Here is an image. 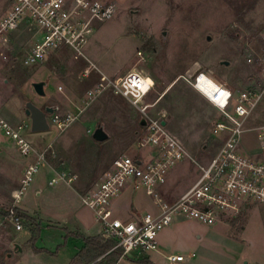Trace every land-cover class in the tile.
Listing matches in <instances>:
<instances>
[{
    "label": "rangeland",
    "instance_id": "1",
    "mask_svg": "<svg viewBox=\"0 0 264 264\" xmlns=\"http://www.w3.org/2000/svg\"><path fill=\"white\" fill-rule=\"evenodd\" d=\"M112 1L116 4L114 15L105 22L95 23L85 48L90 64L74 60L72 51L63 48L43 63L26 67L23 61L34 41L25 27L8 45L0 48V211L6 215L13 207L10 191L20 189L25 168L36 163L39 155H44V163L23 198L38 209L32 218L40 226L34 246L51 252H44L36 261L24 253H13L8 264L20 259H25L23 264H67L74 251L73 244L79 246L82 242L78 234L69 235L64 229H72V209H82V214L91 219L92 234L100 231L101 226L94 221L92 211L70 188L84 194L114 159L136 156L142 135L136 109L109 89L98 88L102 75L109 79L128 72L148 76L154 86L146 102L157 101L152 115L164 117L166 128L200 163L208 161L216 150L218 143L211 134V126L218 113L183 77L188 78L195 71L204 72L232 91L260 89L264 85V0ZM7 2L0 0V18L8 8ZM88 67L87 78L79 80ZM38 82L46 84L44 97L36 95L32 88V84ZM27 102L42 110L53 109L47 115L48 131H31L30 119L24 113ZM3 125L32 147L29 156L20 154L18 143L5 135ZM261 125H264V97L249 127ZM98 127L108 135L105 141L92 139ZM252 136L245 135L242 142L246 147L257 148L258 143ZM21 162H27L26 166L17 172L15 167ZM181 170L180 179L189 184L187 180L196 172L194 166ZM55 174H65L64 181L48 185ZM17 175L19 185H15ZM38 187L41 197L34 194ZM20 224L22 231L18 233L17 243L27 237L25 230L30 236L34 230L22 218ZM175 224L183 233L171 237V245L176 246L166 253L157 244L147 255L155 250L165 256L194 252L191 261L202 264L199 249L204 248L209 262L232 255L243 259L244 263L249 259L264 262V203H244L237 214L221 216L212 225L193 219L175 221L157 234V243L160 233ZM12 233H15L14 225L2 217L0 264L6 262L10 252L16 251L14 240L10 239ZM97 239L103 240L101 236ZM243 239L250 242V246ZM189 245L194 246L192 250ZM24 247L32 250L30 243ZM103 257L90 264H116L122 258L108 256L103 260ZM143 261H146L145 254L134 256L131 253L118 264H143ZM72 264L86 263L75 260ZM163 264L178 263L165 261Z\"/></svg>",
    "mask_w": 264,
    "mask_h": 264
},
{
    "label": "built area",
    "instance_id": "2",
    "mask_svg": "<svg viewBox=\"0 0 264 264\" xmlns=\"http://www.w3.org/2000/svg\"><path fill=\"white\" fill-rule=\"evenodd\" d=\"M7 1L8 8L0 18V48L8 45L25 27L34 41L23 61L26 67L43 63L63 48L71 50L75 60L89 62L84 51L95 23L109 20L116 11L112 0ZM89 71L90 67L78 79L83 81ZM183 79L218 113L211 126V134L218 144L205 163L190 156L183 143L166 128L164 117L152 115L157 101L146 102L154 84L149 83L145 75L128 72L116 79L104 75L100 78L98 88L109 89L128 101L136 109L139 123L141 120L145 123L141 126L142 135L137 144L139 154L116 158L110 169L81 197L82 204L92 211L96 223L101 226V238L112 241L109 252L121 250V257L131 253L146 254L156 249L157 234L177 220L193 219L212 225L221 216L237 214L244 203H264V125L249 127L254 111L264 97V85L260 89L232 91L198 71ZM3 128L5 135L18 143L20 154L29 156L32 147L6 125ZM245 135H253L258 147H246L242 142ZM144 150L146 157L141 156ZM185 160L196 167V179L176 201H163L160 188L171 170ZM43 163L44 155L41 154L36 163L25 168L20 189L13 194L14 205L5 217L16 231L22 229L17 205ZM64 178L65 174H55L48 185L64 181ZM128 185L144 190L155 199L158 213H146L130 222L114 218L111 203ZM167 260L180 263L184 257L170 256Z\"/></svg>",
    "mask_w": 264,
    "mask_h": 264
},
{
    "label": "crops",
    "instance_id": "3",
    "mask_svg": "<svg viewBox=\"0 0 264 264\" xmlns=\"http://www.w3.org/2000/svg\"><path fill=\"white\" fill-rule=\"evenodd\" d=\"M138 122H139V119H138ZM136 150H138V148ZM137 153L139 154V151ZM141 156L146 157L147 151L146 150L142 151ZM113 161L111 162L109 167L105 171H103L100 174V176L91 184L90 188L93 187V185L99 181V179L101 178V176L103 175L104 172H106L108 169H110ZM26 163L27 162H21L20 164L18 163L17 166L15 167L16 171L19 172V171L23 170L24 167L26 166ZM190 165L194 166L189 161L185 160V161L179 163L175 168H173L171 170V172L168 175L166 183L160 188V195H161V199L163 201H166V202L176 201L191 186V184L193 183V181L196 179V176H197V169L195 166H194V171H196V172H195L194 177L187 180V183H189V184L183 183L182 179H180L181 178L180 173L182 172L181 169H183L184 167L189 168ZM1 167H2V165H1ZM2 169H4V167H2ZM5 169H8V168H5ZM47 171H49V170H46V172ZM47 173L53 174L54 172L49 171ZM52 177L53 176H51L50 179ZM16 178L18 181H17V183H15V185H19L18 182L20 180V177L18 178V175H17ZM65 186L68 187L70 185H66V183H65ZM16 188L17 187H15V189ZM70 190H71L70 192H74V194L81 200V197L89 189H87L84 194H81V192L77 188H74V187L70 188ZM15 191H17V190H15ZM15 191L14 190L10 191L11 198L13 197V194L15 193ZM34 192H35L34 193L35 196L41 197L42 193H41L39 187L36 188L34 190ZM25 194H26V191H25ZM21 201L22 202H20L17 205V209L22 211L28 217L34 218L35 216L33 214H35L36 211H38V209L33 207L27 200H24V198H22ZM158 211H159V206H158V203L155 199H153L152 197L147 195L144 190H142V192H139V189L136 190L131 185H128L124 189V191L121 193V195L119 197H117L116 199H114L111 203L112 216L116 219H119L121 221H126V222L134 221L138 217H141L142 215H144L146 213L157 214ZM70 214H71V221L73 220L72 221V229H70V230H68V228H64V229L67 230V233H69V235L78 234V236L82 238V239L79 238V240H81L82 242H80L79 246L73 244L72 247H73L74 251L70 254V261L67 264L75 263V259H76L77 255L79 254V252L81 251V249L84 246L83 239L97 238V237L101 236V227H100V231H98L96 234H92L93 230H94V224L92 223V221L89 217L87 218L84 214H82V209H79V210L72 209ZM2 217L3 216H0V230H1V225H2ZM94 221H95V218H94ZM178 221H182V220H177L176 222H178ZM177 226L178 225H176V224L172 225V227H169L168 229H165L162 233H160V235L158 237V247L161 251L167 253L172 247L176 246V245H174V246L171 245V243H170L171 237L175 236L176 234L183 235L182 232L178 231L179 229L177 230V228H176ZM21 231L22 230H20V231L15 230V233H12V235L10 237L11 240H14L13 247L15 245H18L21 248V252H17V251L10 252L7 255V260L4 264H8V261H10L13 257V253H15V254H23L24 253V254H26V257H29L30 259H31V256H32V258H35V261L38 260L39 258H41L42 256H44V252L37 254V253H34L31 249H29V248L27 249V247L26 248L24 247V244H26L28 246L29 240L31 238L30 233L27 230H25L27 232V237L24 239L21 238L22 240H20V243L16 242V241H18L17 240L18 233ZM244 232L245 231L242 232V235ZM243 242L248 243V241H246L245 239H243ZM262 243L264 245V238H263ZM248 244L250 246L251 243L249 242ZM35 247L37 249L45 250L49 254L51 253L49 250H47L43 247H38V246H35ZM193 247H194L193 245L192 246L189 245V250H192ZM199 250L201 251V256L203 257L202 264H205L203 262H206V264H264V262L260 263V262H257L255 260H251V259H249L247 262L244 263V262H242L243 259H240L237 256H233V255L218 258L216 261L214 260L212 262H209V260H206L209 256H208V253H206L204 251L205 249L200 248ZM136 255L137 254H134V256H136ZM170 256H182V255L177 253V254H170L168 256H165L164 254H162V252L157 251V250H155L150 255L145 254L146 260L151 264H163V263H165V261L168 262L167 258ZM193 256H194V252L193 253L192 252L185 253V256H183L184 261L180 262L178 264H182V263L183 264L184 263L185 264H201V263H193L191 261L192 260L191 258ZM122 258H120L116 264L121 262ZM20 260L14 262V264H23L25 259H20ZM26 260H28V259H26Z\"/></svg>",
    "mask_w": 264,
    "mask_h": 264
},
{
    "label": "trees",
    "instance_id": "4",
    "mask_svg": "<svg viewBox=\"0 0 264 264\" xmlns=\"http://www.w3.org/2000/svg\"><path fill=\"white\" fill-rule=\"evenodd\" d=\"M138 126L142 130V127L140 126L139 122H138ZM17 213L23 219V221H25L26 223H28V225L34 228V230L32 231L31 238L29 240L33 252L37 254L42 252L47 253V251L37 249L34 246V243L38 238V233L40 228L39 224L36 221H34V219L28 217L27 215L22 214L18 210ZM0 216L5 217V214L2 211H0ZM83 242H84V246L75 259L82 263L90 264L103 255H104L103 260L108 256L116 257L117 259L122 256L121 250H114L112 252H109L113 246L112 241H103L97 238H88V239H83ZM143 264H151V263H149L146 260L143 261Z\"/></svg>",
    "mask_w": 264,
    "mask_h": 264
},
{
    "label": "water",
    "instance_id": "5",
    "mask_svg": "<svg viewBox=\"0 0 264 264\" xmlns=\"http://www.w3.org/2000/svg\"><path fill=\"white\" fill-rule=\"evenodd\" d=\"M225 65L228 63L225 62ZM45 86L46 84L44 82H38V83H33L32 88L36 95L40 97L45 96ZM53 112V109L51 108H46L45 111L39 109L36 107L33 103L27 102L25 104V110L24 113L27 117H29L30 122H31V131L33 133H39V132H44L49 130V124L47 122V114H51ZM140 126H144V121H140ZM162 125H165V121H162ZM108 138V135L106 132L103 130L102 127H98L94 130L92 133V139L97 141V142H102L105 141ZM14 249H16L17 252H21V248L18 245L14 246Z\"/></svg>",
    "mask_w": 264,
    "mask_h": 264
},
{
    "label": "bare ground",
    "instance_id": "6",
    "mask_svg": "<svg viewBox=\"0 0 264 264\" xmlns=\"http://www.w3.org/2000/svg\"><path fill=\"white\" fill-rule=\"evenodd\" d=\"M147 78H148V82L149 83H153L152 81H151V79L148 77V76H146Z\"/></svg>",
    "mask_w": 264,
    "mask_h": 264
},
{
    "label": "flooded vegetation",
    "instance_id": "7",
    "mask_svg": "<svg viewBox=\"0 0 264 264\" xmlns=\"http://www.w3.org/2000/svg\"><path fill=\"white\" fill-rule=\"evenodd\" d=\"M45 109H46V108H44V110H43V111H45ZM41 110H42V109H41ZM47 115H48V114H47Z\"/></svg>",
    "mask_w": 264,
    "mask_h": 264
}]
</instances>
